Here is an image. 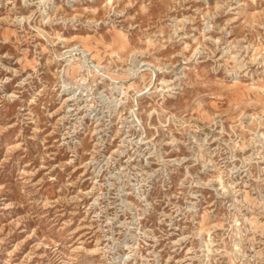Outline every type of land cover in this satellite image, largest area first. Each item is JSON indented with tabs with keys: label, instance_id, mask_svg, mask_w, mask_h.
Listing matches in <instances>:
<instances>
[{
	"label": "rangeland",
	"instance_id": "obj_1",
	"mask_svg": "<svg viewBox=\"0 0 264 264\" xmlns=\"http://www.w3.org/2000/svg\"><path fill=\"white\" fill-rule=\"evenodd\" d=\"M0 264H264V0H0Z\"/></svg>",
	"mask_w": 264,
	"mask_h": 264
}]
</instances>
